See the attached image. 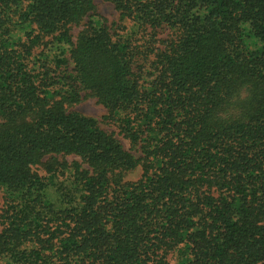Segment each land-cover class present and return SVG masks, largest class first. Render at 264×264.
<instances>
[{
  "label": "trees",
  "instance_id": "obj_1",
  "mask_svg": "<svg viewBox=\"0 0 264 264\" xmlns=\"http://www.w3.org/2000/svg\"><path fill=\"white\" fill-rule=\"evenodd\" d=\"M105 1L0 0V264H264V0Z\"/></svg>",
  "mask_w": 264,
  "mask_h": 264
},
{
  "label": "rangeland",
  "instance_id": "obj_2",
  "mask_svg": "<svg viewBox=\"0 0 264 264\" xmlns=\"http://www.w3.org/2000/svg\"><path fill=\"white\" fill-rule=\"evenodd\" d=\"M94 9L95 12L99 14L101 17L105 18L108 23L118 21L117 11L115 10L113 4H111L110 2L105 0H94ZM85 21L86 19H84L83 22ZM70 110L77 111L84 116L94 118L95 120L98 121L100 127L103 130L107 132H113L115 137L120 141V143L123 145V147L126 150H129L133 154L139 156V154L136 151L131 149L130 144L126 140H123L119 135H117L116 129L114 128L113 125L105 123L102 117L106 114V111L100 104L96 102L95 99L85 98L78 104L72 106ZM67 159L71 160L77 158H74L73 156H68ZM141 173H142V168H141V164H139L136 168L124 172L123 179L126 181H134L140 177Z\"/></svg>",
  "mask_w": 264,
  "mask_h": 264
},
{
  "label": "clouds",
  "instance_id": "obj_3",
  "mask_svg": "<svg viewBox=\"0 0 264 264\" xmlns=\"http://www.w3.org/2000/svg\"><path fill=\"white\" fill-rule=\"evenodd\" d=\"M241 95H242V96L244 95L243 91L241 92Z\"/></svg>",
  "mask_w": 264,
  "mask_h": 264
}]
</instances>
